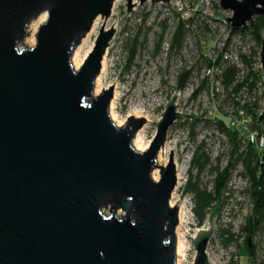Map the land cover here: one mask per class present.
I'll list each match as a JSON object with an SVG mask.
<instances>
[{"label": "water", "instance_id": "obj_1", "mask_svg": "<svg viewBox=\"0 0 264 264\" xmlns=\"http://www.w3.org/2000/svg\"><path fill=\"white\" fill-rule=\"evenodd\" d=\"M146 1L149 10L170 2L139 0ZM113 2L0 0V264H176V167L172 149L165 165L157 164V153L182 118L177 94L139 151L132 142L146 119L129 116L117 126L109 115L113 84L93 94L115 29L103 22L79 68L71 63L94 19L107 18ZM135 3L126 0V11ZM219 5L236 30L264 17V0ZM42 13L35 43L20 47ZM259 59L264 82V31ZM263 122L264 107L252 129ZM211 223L192 239L193 264H209Z\"/></svg>", "mask_w": 264, "mask_h": 264}, {"label": "rangeland", "instance_id": "obj_2", "mask_svg": "<svg viewBox=\"0 0 264 264\" xmlns=\"http://www.w3.org/2000/svg\"><path fill=\"white\" fill-rule=\"evenodd\" d=\"M132 2H136L133 11H126V0H114L107 18L97 16L94 19L95 25L93 22L85 36L79 54L83 62L103 22L106 29L115 24V34L108 46L107 60L110 62L103 83H115L118 87L120 94L113 108L116 118L125 123L129 116L137 117L133 115L137 110L147 115L148 120L141 128L142 141L147 147L156 132V122L164 105L174 93L187 92L186 97H181L177 105L182 118L170 127L164 144L168 150L167 161L172 149L176 167L177 183L171 203L182 210L178 231L185 250L180 264H193L195 249L192 236L198 229L207 228L211 219L214 232L206 248L209 264H228L232 259L238 264H252V255L248 250L252 245L255 260L264 264V223L251 235H247L246 229H243L247 226V217L252 214L253 203L249 192L250 180L244 175L245 170L240 161L231 170L225 191L201 225L192 212V194L186 191L188 182L210 190L215 177L212 167L218 165L223 168L232 158L234 146L212 119L217 115L227 121L232 107L226 91L215 77L219 57V64L223 63L221 44L229 33L225 18L231 12L223 10L219 0H173L157 12L149 10L147 1ZM182 3L186 6L191 3V7ZM46 17L47 14L42 13L29 23L26 37L33 34L34 41L27 44L25 37L20 47H31L35 43L36 30ZM181 20L185 22L183 41L181 47L174 48L171 39ZM30 24H33L34 31L30 30ZM230 41L228 48L233 49L237 43L236 36ZM133 43H136L134 55L129 61V47ZM185 70L190 71V78L183 88L178 89L177 76ZM202 81L203 87L193 97ZM258 131L259 137L264 136V122ZM198 149L199 153L203 152L209 157V164L201 170L198 164L193 163ZM245 150L246 144L242 139L238 144V152ZM156 168L158 178L159 168ZM226 231L234 236L230 241Z\"/></svg>", "mask_w": 264, "mask_h": 264}, {"label": "trees", "instance_id": "obj_3", "mask_svg": "<svg viewBox=\"0 0 264 264\" xmlns=\"http://www.w3.org/2000/svg\"><path fill=\"white\" fill-rule=\"evenodd\" d=\"M184 27L185 22L179 21L176 30L171 39V46L174 48L181 47L184 35ZM264 31V17L256 16L253 20L248 23L244 28L236 30L230 28V37L232 35L241 33L242 35H249L250 39L254 42L255 47H251L250 49V58L243 60L246 64L255 61V57L258 56V52L260 51V42L261 37ZM230 37L228 38L226 45L224 47L227 48L229 44ZM136 43H133L129 47V61L134 55ZM209 65L212 66V63L205 59ZM219 60L216 61V64L219 65ZM223 65L221 66V72L215 75L217 80L222 85L223 89L226 91L227 97H229L230 93H236L240 89L239 83H235L236 74L238 69L235 65H233L228 60L223 61ZM190 78V71L185 70L181 71L177 76V87L181 89L185 86ZM205 81V80H203ZM203 81L200 85L199 89H195L193 93V97L199 92V90L203 87ZM231 89V91H229ZM228 93V94H227ZM256 118V114L254 119ZM217 123V127L225 133L232 143L233 150L231 151V157L227 164L223 168H219V166L212 167V172L215 173L213 186L210 190L206 188L199 187L197 183L191 184L188 182L186 187V191H189L192 194V212L195 215L198 224H202L205 220L206 215L210 212V210L215 206L216 201L220 198L221 194L225 191L226 181L231 172V170L235 169L236 164L240 161L244 167V175H247L250 180V196L252 199V214L250 217H247V226L243 227L247 231V235H251L252 232L261 224L264 223V161L261 160L262 151H258L252 144L246 145V150L238 152V144L240 143V136L237 130H232L229 128L228 122L223 117H219L214 115L212 118ZM236 155V156H235ZM219 160V158H217ZM193 163L198 164L199 169H203L207 164H209V157L203 153H199V149L195 152L193 157ZM228 241L233 239V234H230L228 231ZM250 254L252 255V264H263L262 262H257L254 258L253 253V245L249 249ZM228 264H238L234 259H232Z\"/></svg>", "mask_w": 264, "mask_h": 264}, {"label": "built area", "instance_id": "obj_4", "mask_svg": "<svg viewBox=\"0 0 264 264\" xmlns=\"http://www.w3.org/2000/svg\"><path fill=\"white\" fill-rule=\"evenodd\" d=\"M172 2L173 0H170L169 3L158 2L151 9L157 12L162 10L163 6H168ZM228 27V37L226 40L222 41L221 44L223 46V61L228 60L237 67L238 72L236 74L235 83H239L240 89L236 93L232 92L229 94L230 96L228 98L232 103V107L227 115V122L230 129L238 131L241 140L243 139L246 145L252 144L258 151H262L264 148V136L259 137L258 129H252L251 125V123L255 121L253 116L254 111L258 116L264 107V82L262 80L259 52L258 56L255 57V61L246 64L243 58H250V49L251 47H255L254 42L250 39L249 35H242L241 33L230 37V28L232 27L230 25ZM233 36L237 38V43L233 45L234 48H228L231 42L229 41L227 48L224 49L228 38L230 37L231 40ZM228 49L230 51L229 54L227 53ZM223 63H221V65H223ZM216 72L218 74L221 72L220 64L216 66ZM229 91H231V89H229ZM179 222L180 217L178 214V223ZM177 228L178 225L176 226V237ZM194 235L192 237H194Z\"/></svg>", "mask_w": 264, "mask_h": 264}, {"label": "bare ground", "instance_id": "obj_5", "mask_svg": "<svg viewBox=\"0 0 264 264\" xmlns=\"http://www.w3.org/2000/svg\"><path fill=\"white\" fill-rule=\"evenodd\" d=\"M95 23H96V20L94 21L93 26L95 25ZM112 27L114 28L115 24H113ZM29 28H31L30 30H32V31L35 30L33 24H30ZM84 39H85V37L82 39L81 43L76 47V49L73 52L72 57H71V63H72V66L74 67V69L79 68V66L82 63L83 57H81V55L79 54V51H80L81 45L84 43ZM33 41H34V35L33 34H31L30 36L26 37V39H25V43H27V44H32ZM108 53H109V47H107V49L105 50L104 54L102 55L101 68H100V72L98 73V75H97V77L95 78V81H94L93 94L97 95L102 90L106 89L107 87H109V86H111L113 84V86H112L113 87V94H112V98H111L110 104H109V115H110L111 120L117 126H120V125H123L124 122L122 120H119L118 118H116V116L114 115V112H113V108H114L115 102L118 99V96L120 94L119 91H118V87L116 86L115 83H103V76H104V74H105V72H106V70H107V68L109 66V62H110V60H107ZM176 94H177L176 104L178 105V102L181 99V97H186L187 92L185 90L182 93L181 92H176ZM133 115H135L137 117H143V118L148 120L147 115L144 114V111H142V110H137V111L133 112ZM141 133H142V130L139 129L137 131V133L135 134L133 142H132L134 148L136 150H139V151H143V150H145L147 148V144L142 141ZM167 151L168 150H167L166 146H163L158 151V153H157V162H158L157 164L158 165H164L166 163V161H167V157H166ZM152 176H153L154 179H157V168L152 172ZM179 217H180V221H181L182 210H180V212H179ZM184 250H185V245H184V243L182 241L181 234H180V232L178 231V228H177L176 264H180L181 259L184 257Z\"/></svg>", "mask_w": 264, "mask_h": 264}]
</instances>
